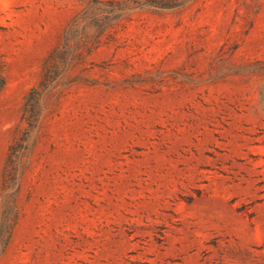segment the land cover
<instances>
[{
  "label": "rangeland",
  "instance_id": "374dc122",
  "mask_svg": "<svg viewBox=\"0 0 264 264\" xmlns=\"http://www.w3.org/2000/svg\"><path fill=\"white\" fill-rule=\"evenodd\" d=\"M0 264H264V0H0Z\"/></svg>",
  "mask_w": 264,
  "mask_h": 264
}]
</instances>
